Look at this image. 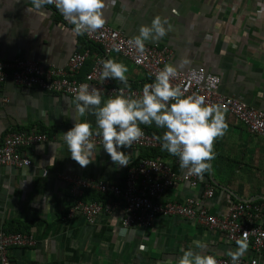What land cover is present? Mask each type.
<instances>
[{"label":"crops","instance_id":"1","mask_svg":"<svg viewBox=\"0 0 264 264\" xmlns=\"http://www.w3.org/2000/svg\"><path fill=\"white\" fill-rule=\"evenodd\" d=\"M103 15L105 23L131 39L141 26H151L154 18L166 20V35L145 41L171 51L166 64L186 62L178 68L180 72L202 67L220 78L221 94L235 96L264 112V0H105ZM83 51L88 52V58L78 79L90 70L99 48L61 25L44 5L36 9L30 0H0L3 62L35 60L67 71L70 56ZM108 59L128 68L127 83L109 79L113 86L141 90L149 84L148 75L140 68L118 56ZM224 114L227 129L213 141L210 170L202 174L196 188L174 185L165 193V201L198 199L205 185L213 188V196L204 203L216 216L227 212L228 201L249 204L264 200V140L249 133L230 113ZM85 120L95 131V117L89 113L81 117L75 111V99L12 82L0 86V146L7 134L17 131L37 130L49 138L24 149L31 161L29 167L0 168V231L19 233L15 231L26 227L37 240L34 247L10 249L11 264H177L189 248L230 258L226 253L237 245L195 221L157 217L149 228L123 230L121 209L100 215L93 224H87L79 214L70 216L71 198L63 177L97 178L109 185H122L128 169L152 153L121 149L128 154V166L120 167L100 146L95 147L92 163L81 167L71 159L63 133L74 122ZM140 127L159 139L164 131L155 125ZM156 154L181 175L176 156L161 148ZM194 241L206 247L197 249ZM252 255L247 248L240 259Z\"/></svg>","mask_w":264,"mask_h":264},{"label":"built area","instance_id":"2","mask_svg":"<svg viewBox=\"0 0 264 264\" xmlns=\"http://www.w3.org/2000/svg\"><path fill=\"white\" fill-rule=\"evenodd\" d=\"M236 2V1H235ZM237 3V2H236ZM58 18L60 24L73 29L69 18L64 17L56 8L55 0L44 3ZM80 36L85 42L99 48L90 70L78 79L88 58V52H75L67 61V71L53 67H45L35 60L16 59L11 63L0 60V86L7 82L24 88H38L46 93L66 96L74 99L81 84L97 88L101 95L115 97L122 94L126 97L139 98L141 90H130L115 87L109 79L101 80V61L108 57L118 56L143 70L151 84L155 75L164 68L171 51L167 47L148 45L140 52L129 43L128 38L120 30H115L105 23L102 28L88 31ZM185 95L197 94L205 98L206 104L223 106V111L230 113L246 130L264 140V112L241 102L232 95L219 92L220 78L207 72L204 68H191L185 72L177 71L175 78L170 80ZM186 90V91H185ZM144 135L131 145L135 150H158L161 140L145 131ZM95 147L102 146L101 138L93 136ZM49 138L37 130L17 131L7 134L0 146V168L23 169L31 165L24 151L31 146L46 143ZM178 158V156H176ZM179 164V158L177 160ZM181 175L162 158H141L130 167L122 185H109L97 178L80 176L63 177L71 198L69 215L79 214L87 224H93L100 215H111L121 209V229L149 228L157 217H178L186 221H195L206 230L221 233L225 240L237 245V240H247L252 257L248 260L239 259L237 264H264V200L254 203H233L228 201L227 212L221 216L211 214L204 201L211 199L213 188L205 185L200 198H188L182 203L165 201V193L178 183L196 188L200 177L188 174L182 169ZM43 172V176H46ZM86 191H95L107 197L104 202L83 200ZM37 240L28 232L5 233L0 231V264H11L9 251L12 248H31ZM218 264H231L230 258L216 257Z\"/></svg>","mask_w":264,"mask_h":264},{"label":"clouds","instance_id":"3","mask_svg":"<svg viewBox=\"0 0 264 264\" xmlns=\"http://www.w3.org/2000/svg\"><path fill=\"white\" fill-rule=\"evenodd\" d=\"M52 0H30L36 9ZM57 10L73 24L74 34L80 35L103 27L105 19L103 9L105 0H55ZM160 17L153 19L151 26H141L139 34L129 43L140 52L144 51L145 41H156L166 35ZM186 63V62H184ZM177 66L166 64L156 75L151 84H145L139 98L126 97L117 94L115 98L102 99L99 89L81 84L74 89L76 95L75 111L81 117L89 113L95 117V131L87 122H74V126L63 133L64 143L72 160L81 167L92 163L95 152L93 136L101 138L102 148L113 164L120 167L128 166V154L121 149L131 148L144 132L140 125H155L163 129L160 137L161 150L170 155L178 156L179 166L188 174L201 176L210 170L209 163L214 159L213 141L224 134L227 129L223 106L206 104L203 96L185 95L178 86L170 83L177 75ZM101 80H118L127 83V66L114 60L101 61ZM186 91V90H185ZM54 149V145H51ZM195 248L204 249L206 245L194 241ZM236 249L229 250L231 264H237L245 255L247 240H237ZM177 264H218L215 255L202 254L192 248L183 251Z\"/></svg>","mask_w":264,"mask_h":264},{"label":"trees","instance_id":"4","mask_svg":"<svg viewBox=\"0 0 264 264\" xmlns=\"http://www.w3.org/2000/svg\"><path fill=\"white\" fill-rule=\"evenodd\" d=\"M143 131L151 134V135H154L153 133H151L148 129L146 128H141ZM152 153L151 154H148L145 158H154L157 156L156 152L157 150H150ZM107 197L102 195V194H99L95 191H86L85 194H84V197H83V200L87 201V200H92V201H98V202H104V200H106ZM27 232V228H23L22 230H16L15 232Z\"/></svg>","mask_w":264,"mask_h":264}]
</instances>
